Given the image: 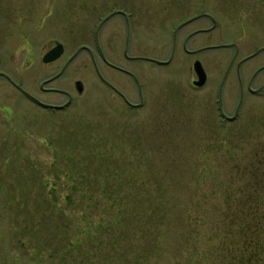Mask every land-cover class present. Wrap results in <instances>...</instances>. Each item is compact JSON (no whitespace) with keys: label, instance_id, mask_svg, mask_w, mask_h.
<instances>
[{"label":"rangeland","instance_id":"1","mask_svg":"<svg viewBox=\"0 0 264 264\" xmlns=\"http://www.w3.org/2000/svg\"><path fill=\"white\" fill-rule=\"evenodd\" d=\"M129 1L143 6L140 33H115L122 17L112 14L96 40L124 0H0L2 70L34 95L59 75L48 87L74 98L58 115L0 84V264H205V218L224 211L228 181L245 188L253 155L264 160V92L245 91L235 123L221 116L239 102L236 65L264 47V0ZM96 41L100 72L134 103L132 81L101 56L137 76L139 111L99 82ZM56 44L63 55L43 64ZM262 66L264 52L240 69L245 87ZM262 84L264 72L253 88ZM144 208L150 220L132 225Z\"/></svg>","mask_w":264,"mask_h":264},{"label":"trees","instance_id":"2","mask_svg":"<svg viewBox=\"0 0 264 264\" xmlns=\"http://www.w3.org/2000/svg\"><path fill=\"white\" fill-rule=\"evenodd\" d=\"M242 173L245 188L228 181L221 191L224 211L205 218V264H264V160L253 155ZM144 210L133 213L132 225L150 220Z\"/></svg>","mask_w":264,"mask_h":264},{"label":"flooded vegetation","instance_id":"3","mask_svg":"<svg viewBox=\"0 0 264 264\" xmlns=\"http://www.w3.org/2000/svg\"><path fill=\"white\" fill-rule=\"evenodd\" d=\"M122 4H123V6L120 9H118L117 11H113V12L108 11L109 13L106 15V17L103 18V20L100 22L99 26L96 27V31H95V39L96 40L98 39V37L101 33L103 25L107 21L106 18L108 16H111L112 14L119 15L122 17V19L119 21V26L116 27L117 29H116L115 33H117L118 35H124L126 38H130L131 35H136V34L140 33V15H141V9L143 8V6L140 4L136 5L135 2H132L129 0H124V2ZM104 12L107 13V10ZM130 17H134V19H135V21L133 22L132 31H131V21L129 20ZM213 25H215V24L213 23ZM122 29H124V30H122ZM209 31H210V29H208L206 31H205V29H203V30L197 31V33L205 35V33L209 32ZM107 34H108V32H107ZM186 40H188V39H186ZM228 47L234 49L235 53L232 57V60L230 61V64L228 65L227 70H229L230 67L233 65V62H234V60L237 56V53H238V48L234 44L229 45ZM51 49H49V50H51ZM100 52H101V47H99V44L96 41L95 53L91 54V59H92V63H93V66H94V69L96 72V76H97L99 82L101 83V85L104 88L109 89L115 97L119 98L124 103V105L126 106V108L128 110L139 111L141 109V107L143 106V95H142L141 85L139 83L137 76L135 74L129 72V71H126V70L120 68V67H116L114 65L109 64L105 60V58L103 56H101L102 63L106 64L107 67L112 72L116 73L119 76H122V77L124 76L129 81H132V83H133V85L137 91V98L139 101V103H134V102L129 101V99L126 97V95L122 92V90L118 86L111 84L108 80H106L105 76L102 75V73L99 70L98 64L96 63V60L94 59V55L95 54L97 55V53H100ZM263 52H264V47L261 48L260 50H258L255 54L242 59V61H240L236 65V72H237L238 82H239V102H238V105L235 109L234 115L232 117L227 116L225 113H221V116L223 118V122L228 124V123H235L238 120L239 109H240L242 102L245 98V91L251 95H254V96L262 94L264 92V84H262L258 88H253L254 80L256 79V77L258 75H260L262 72H264V66L258 68L254 72V74L251 76L250 80L247 82L246 87H245L244 83L242 82V75H240V69L246 63L252 61L259 53H263ZM2 67H3V64H2L1 50H0V84L2 83V81L5 82L10 88H14L15 90H17L21 95H23L27 99V101H29V103H31L33 106L37 107L38 109H40L42 111L51 112V113L60 115V114H63L64 112H66L70 108V106L72 105L74 98H73V95L71 92H67V90L48 87L51 82L56 81L58 79L59 75H56L55 77H53L51 79H47L42 84H40L39 94L34 95L33 93H27L26 91H24L21 88V86L12 77V74H11L12 72L10 70L3 71ZM194 81L195 80H192V85H193ZM203 87L198 88V87L193 86L194 89H201ZM0 93H1V87H0ZM76 93L78 96H81L83 94V91L81 93H78L76 91ZM50 94L59 95L64 100L56 101V102H47L41 98L44 95H50ZM2 111H3V107L1 106V102H0V112H2Z\"/></svg>","mask_w":264,"mask_h":264},{"label":"water","instance_id":"4","mask_svg":"<svg viewBox=\"0 0 264 264\" xmlns=\"http://www.w3.org/2000/svg\"><path fill=\"white\" fill-rule=\"evenodd\" d=\"M64 53V47L61 44H56L51 50H49L43 57L42 63L45 65L52 64L59 60ZM193 72L196 76V80L193 82L195 87H203L206 84L207 76L199 61L194 62ZM75 89L78 93L83 91V86L80 82L75 83Z\"/></svg>","mask_w":264,"mask_h":264}]
</instances>
